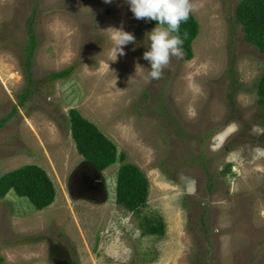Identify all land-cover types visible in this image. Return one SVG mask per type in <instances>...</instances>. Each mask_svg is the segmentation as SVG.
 <instances>
[{"label": "rangeland", "instance_id": "374dc122", "mask_svg": "<svg viewBox=\"0 0 264 264\" xmlns=\"http://www.w3.org/2000/svg\"><path fill=\"white\" fill-rule=\"evenodd\" d=\"M239 1L197 0L194 57H173L154 80L143 54L157 25L136 19L127 0H0V119L10 115L0 176L35 163L57 187L39 211L14 191L0 196V264H264V54L245 39ZM32 14L38 44L28 68ZM121 25L136 38L123 55L106 32ZM72 107L146 173L143 213L163 217L164 236L143 235L140 217L112 201L118 165L103 171L106 201L69 193L85 161Z\"/></svg>", "mask_w": 264, "mask_h": 264}, {"label": "trees", "instance_id": "16d2710c", "mask_svg": "<svg viewBox=\"0 0 264 264\" xmlns=\"http://www.w3.org/2000/svg\"><path fill=\"white\" fill-rule=\"evenodd\" d=\"M32 14L29 18V39L27 43V55L25 65L30 68L33 63L37 48V34L33 27ZM236 19L241 24L245 39L251 45L264 54V0H240L236 7ZM151 23L158 25L155 20ZM164 27H167L165 25ZM200 30V24L193 13L186 22L180 24V35L188 33V38L183 44V52L186 59L194 57V40ZM74 66L51 73L48 81L67 78ZM28 78L32 81V73L28 70ZM30 89H26V93ZM25 93V94H26ZM258 104L262 109L264 125V73L257 84ZM21 97V103L25 100ZM16 108L14 109V111ZM10 115L0 119V127L8 120ZM71 135L75 141L78 152L85 160L95 164L100 171L118 165L116 169V188L114 202L124 206L135 213L141 220L143 235L162 237L166 233V223L159 214L143 213L148 206L150 181L146 173L134 163L126 162V153L122 151L111 137H109L96 123L85 117L82 112L72 107L69 110ZM231 164L227 170L231 171ZM11 191L30 200L36 210L49 207L56 199L57 187L48 171L35 163H29L10 170L0 176V196L6 197Z\"/></svg>", "mask_w": 264, "mask_h": 264}, {"label": "clouds", "instance_id": "9594fccd", "mask_svg": "<svg viewBox=\"0 0 264 264\" xmlns=\"http://www.w3.org/2000/svg\"><path fill=\"white\" fill-rule=\"evenodd\" d=\"M104 2L111 3L112 0ZM127 3L136 19L158 22L157 27L148 33L150 47L144 52L143 59L151 65V79L159 80L173 57L183 58L182 46L188 38V33L180 35V24L186 22L200 5L197 0H127ZM165 25L167 27H164ZM106 32L112 35L116 54L123 55L125 46L134 44L136 40L133 33L123 30V25L119 28L109 27Z\"/></svg>", "mask_w": 264, "mask_h": 264}, {"label": "water", "instance_id": "95a60500", "mask_svg": "<svg viewBox=\"0 0 264 264\" xmlns=\"http://www.w3.org/2000/svg\"><path fill=\"white\" fill-rule=\"evenodd\" d=\"M69 193L75 198L101 203L107 200L108 190L102 171L90 161H82L69 179Z\"/></svg>", "mask_w": 264, "mask_h": 264}, {"label": "crops", "instance_id": "0c3cea01", "mask_svg": "<svg viewBox=\"0 0 264 264\" xmlns=\"http://www.w3.org/2000/svg\"><path fill=\"white\" fill-rule=\"evenodd\" d=\"M102 173H103V171H102ZM104 179H105V176H104Z\"/></svg>", "mask_w": 264, "mask_h": 264}, {"label": "flooded vegetation", "instance_id": "af4514ba", "mask_svg": "<svg viewBox=\"0 0 264 264\" xmlns=\"http://www.w3.org/2000/svg\"><path fill=\"white\" fill-rule=\"evenodd\" d=\"M60 263V262H59ZM66 263V262H65ZM67 264V263H66Z\"/></svg>", "mask_w": 264, "mask_h": 264}]
</instances>
